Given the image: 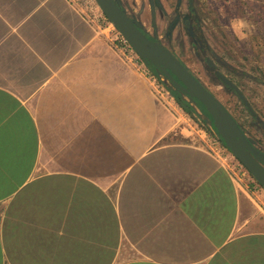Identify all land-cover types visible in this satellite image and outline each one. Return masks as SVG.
<instances>
[{
  "label": "crops",
  "instance_id": "crops-1",
  "mask_svg": "<svg viewBox=\"0 0 264 264\" xmlns=\"http://www.w3.org/2000/svg\"><path fill=\"white\" fill-rule=\"evenodd\" d=\"M114 1L177 59L180 0ZM246 35L219 53L264 89ZM179 123L69 0H0V264H264V209Z\"/></svg>",
  "mask_w": 264,
  "mask_h": 264
},
{
  "label": "rangeland",
  "instance_id": "rangeland-1",
  "mask_svg": "<svg viewBox=\"0 0 264 264\" xmlns=\"http://www.w3.org/2000/svg\"><path fill=\"white\" fill-rule=\"evenodd\" d=\"M199 2L201 5V20L205 28L204 31L201 25L200 52L201 56L204 57L199 58L197 61L191 48V52H182L181 59L192 73L199 78L206 90L236 120L247 140L257 150L264 151V128L262 127L264 123V89L259 84L250 82L253 81L252 78L250 81L248 80L251 83L248 85L245 75L239 78L234 77V82L238 86H243L241 91L244 98L251 107L252 112L257 115L256 120H254L241 100L233 91L225 87L216 76V72L220 71L226 75V78L230 79L232 74L221 66L217 70L210 68L204 60L205 57L209 56L211 59L213 58V49L217 52H230L229 44L235 30H242L245 35L252 31L255 38L259 37L258 41L264 40V0H199ZM225 58L229 62L228 56ZM150 69L153 70L151 67ZM155 76L173 99L174 110L180 122V128L175 138H193L206 148H212L215 153L220 155L222 161L225 164L230 163L232 168L233 165H241L219 137L213 120L203 104L183 94L161 73L160 75L155 73ZM219 150H224L225 154H221ZM250 176L252 177H249L250 179L239 176L240 181L243 182L239 183L253 195L264 209V187L251 174ZM251 181L254 183L244 184V182L250 183Z\"/></svg>",
  "mask_w": 264,
  "mask_h": 264
},
{
  "label": "water",
  "instance_id": "water-1",
  "mask_svg": "<svg viewBox=\"0 0 264 264\" xmlns=\"http://www.w3.org/2000/svg\"><path fill=\"white\" fill-rule=\"evenodd\" d=\"M95 1L103 14L125 37L135 52L146 63L156 68V74L160 75L161 73L183 94L203 104L213 120L219 137L232 155L264 187V153L256 150L247 140L241 128L225 107L177 59L172 57L163 47L148 41L126 17L114 0ZM219 78L226 87L235 92L245 107L251 110L237 87L220 74Z\"/></svg>",
  "mask_w": 264,
  "mask_h": 264
},
{
  "label": "built area",
  "instance_id": "built-area-1",
  "mask_svg": "<svg viewBox=\"0 0 264 264\" xmlns=\"http://www.w3.org/2000/svg\"><path fill=\"white\" fill-rule=\"evenodd\" d=\"M69 2L76 9H78V11L86 21H88L90 24H93L98 31L106 36L111 49L116 52L125 61V63H127V65L131 66L138 74L142 75L149 81L152 87L153 94L157 98H159L161 101H164L166 104L173 102V99L170 96L169 92L165 89L161 82H159L157 77L151 72L148 63H146L135 52V50L131 47L125 37L107 19L95 0H69ZM209 150L214 152L212 148H209ZM219 151L221 154H225L224 150ZM218 156L220 157V155ZM226 165L231 168V171L233 172V175L238 180V182H242L240 181L241 179H239V176H242L245 179L251 177L248 171L240 164L235 166L233 165V168L230 163ZM252 183L254 182H244L245 185H249Z\"/></svg>",
  "mask_w": 264,
  "mask_h": 264
},
{
  "label": "flooded vegetation",
  "instance_id": "flooded-vegetation-1",
  "mask_svg": "<svg viewBox=\"0 0 264 264\" xmlns=\"http://www.w3.org/2000/svg\"><path fill=\"white\" fill-rule=\"evenodd\" d=\"M176 0H174V8L176 6L175 3ZM179 26H178V30L175 31L173 30L172 34L168 37L169 38V44L170 47L173 49V52H178V56L177 59L178 61H180L179 63H182L183 66L191 73V75L203 86V84L201 83V81L199 80V78H197L192 71L188 68V66L184 63V61L181 59L182 56V52H191L190 49L192 48L193 52H194V58L198 61L199 58H203L204 56H201V46H200V38H201V25L203 30L205 31L204 28V23L201 20V14H200V10H201V5L199 3L198 0H180L179 3ZM181 10L184 12L181 13ZM178 9V8H177ZM199 18V19H198ZM172 39H176V40H172ZM204 39H205V35H204ZM158 45V44H157ZM160 46V45H159ZM162 47V46H161ZM197 48V49H196ZM165 49V48H164ZM199 51V52H198ZM206 64L210 67V68H215V70H217V68H219V66H221L222 68H224L226 71L228 70V72H232V66L229 64L228 61H226L227 59L224 58V56H220V53L217 52L215 49H213V58L211 59L210 56L209 57H205L204 58ZM228 62V63H227ZM181 64V65H182ZM149 67H151L153 70H156L155 67H153L151 64H148ZM235 73V72H234ZM219 74L224 76L226 78V75L219 72H216V76L219 78ZM228 79V78H226ZM219 80L221 81V79L219 78ZM231 83L234 84L235 87H237V89L240 91V93L243 95L241 88L238 87V85L232 81L231 79H228ZM171 82V81H170ZM222 82V81H221ZM172 83V82H171ZM223 83V82H222ZM173 84V83H172ZM175 86V85H174ZM225 86V85H224ZM204 87V86H203ZM226 87V86H225ZM205 88V87H204ZM228 88V87H227ZM206 89V88H205ZM229 90L233 91L231 88H228ZM234 92V91H233ZM235 94V92H234ZM236 95V94H235ZM237 96V95H236ZM238 97V96H237ZM244 97V95H243ZM239 98V97H238ZM240 99V98H239ZM246 100V99H245ZM242 102V101H241ZM247 102V101H246ZM243 104V102H242ZM248 104V103H247ZM244 105V104H243ZM249 105V104H248ZM245 106V105H244ZM247 110L248 108L245 107ZM251 108V107H250ZM248 112H250V114L252 115V117L254 118V120H256L257 115H255V112H252L251 110H248ZM230 114V113H229ZM231 115V114H230ZM235 120V119H234ZM236 121V120H235ZM238 124V123H237ZM239 125V124H238ZM240 127V126H239ZM262 127L264 128V123L262 124ZM241 128V127H240ZM242 130V129H241ZM243 132V130H242ZM244 134V132H243ZM245 136V135H244ZM246 137V136H245ZM255 148V147H254ZM256 149V148H255ZM257 150V149H256ZM260 152H263L262 150H258Z\"/></svg>",
  "mask_w": 264,
  "mask_h": 264
}]
</instances>
